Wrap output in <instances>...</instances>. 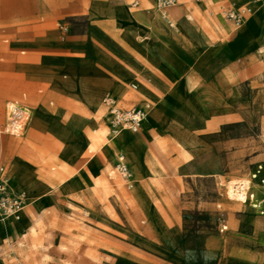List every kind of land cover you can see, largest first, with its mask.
<instances>
[{"label":"rangeland","instance_id":"374dc122","mask_svg":"<svg viewBox=\"0 0 264 264\" xmlns=\"http://www.w3.org/2000/svg\"><path fill=\"white\" fill-rule=\"evenodd\" d=\"M95 1L123 5L137 28L123 26L115 16L91 14ZM247 2L254 12L237 27L229 14ZM199 4L203 11L195 14ZM180 7L173 27L163 20L176 32L166 33V41L147 20L148 10L157 15L153 0H0V165L7 168L5 156H12L4 155L5 142H18L44 201L33 214L36 229L27 231L25 243L19 237L2 246L0 264H233L242 257L243 240L252 241L246 251L264 256V238L252 231L264 216L235 202L229 184L249 179L264 161V45L242 54L235 43L248 23L264 22V6L248 0H185L172 10ZM179 21L193 30L178 31ZM160 41L175 73L146 62ZM83 62L98 73L90 75ZM114 62L134 75L124 88L144 98L143 128L153 127L154 140L148 143L139 131V150L137 134L128 130L98 153L100 128L110 139L101 105L107 90L99 97L82 94L88 105L58 85L72 79L108 81L113 74L107 66ZM130 63L140 64V72ZM154 76L155 93L144 85ZM132 84L140 88L133 90ZM121 90L108 91L119 95ZM10 101L27 106L31 120H38L33 113L41 106L55 121L40 130L30 120L19 137L7 135L2 130ZM91 124L90 135L101 140H94V147L80 139L82 126ZM72 138L78 139L77 152L69 147ZM116 144L131 171L129 183L114 172ZM88 149L96 156L86 166ZM148 150L152 165L144 169ZM19 165L15 158L9 173L25 185ZM23 190L32 202L24 215L40 197L31 187Z\"/></svg>","mask_w":264,"mask_h":264},{"label":"crops","instance_id":"0c3cea01","mask_svg":"<svg viewBox=\"0 0 264 264\" xmlns=\"http://www.w3.org/2000/svg\"><path fill=\"white\" fill-rule=\"evenodd\" d=\"M188 1H190V0H188ZM134 3H136V2L134 1L132 3V7H137V6H133ZM248 4H249V2L246 3L247 7H248ZM199 6H200V4L195 9H192V11L195 14L197 12L202 13L203 9H201V11H200L198 9ZM173 8H171L168 11L167 19H165L156 8H155V11L157 12V15L162 20H165L167 22L168 25H169L168 21H170L173 23V26H174L173 18L178 19L181 16L184 8L180 7L178 9H176L175 11L172 10ZM90 10H91V14L103 15V16H115L116 18H118V20L121 22L120 24H122L123 26L126 25V26L131 27V28H137L136 21L131 17V14L128 12V10L123 5L118 6L116 8H111L108 6V3H105L102 1H95ZM196 10H199V11H196ZM146 14H147L148 22L149 21L153 22L154 28L156 30L162 31L164 33L163 35H161V37L164 38L166 41H170L169 36L166 34V31H167L166 29H168V28L166 27L165 23L161 24L160 22H158L155 19L151 10H148ZM172 14H173V16H172ZM173 26H170V27H173ZM126 34H127L128 38H131L129 36L130 33L128 34V32H126ZM4 43L7 44L8 39H5ZM235 43H236V45L243 47V50L241 51L242 54H247L248 52H251V50L260 51L259 48L264 45V22L261 25H258L256 27L253 26L252 22L248 23L247 26H244V28L240 32L237 33ZM164 52H165V45L163 42L160 41L158 43V46H157V53L155 52V54H153L151 56L148 55V57L146 58L147 64L149 66L152 65V66L158 67L159 69L164 71L163 73H167V71H169L170 73H175V71H173L174 68L172 66H170L168 61L166 60V58H165L166 55H163V54H165ZM24 54H25V52L22 51L21 55H24ZM83 63L87 66V68H89V70H90L89 74L90 75H94V74L96 75L98 73L99 70L96 67H92L89 65V63H86V62H83ZM130 64H132V66L134 65L133 67H136V69L135 68H131V69H135V72H140V67H138V66H140V64L139 65H136V63L135 64L130 63ZM6 67L11 68L14 74L21 73V68H19L17 66H12L10 64L9 65L7 64ZM107 69H108V71H110L113 74L112 78L109 79L108 81H86V80L72 79L70 82H68L66 84H59L58 88L71 92L72 94L75 95V99L78 102H84V103H87L88 105H89V103L82 96V94H85L86 96H89V97L90 96L91 97H99V96H101L102 90H107V92L103 94L102 99H101V105L102 106H103V104H102L103 97L106 94H111L119 100V104L121 105L122 108H131L134 106L144 108L143 104L145 103V101H144V98L140 95L139 91L138 92H128V91H126V88H124V83L129 81L130 79L134 78V75L131 72L127 71V66H125V64L120 63V62H114L113 64H109V66H107ZM115 69L120 74H122L124 77L113 72ZM149 76H151V75L148 74V77ZM157 79L158 78L154 76L153 80H155V81L152 80V83H150V84L145 83L144 84L145 87L152 89L155 93V87H156L157 81H158ZM132 85H131V88H132ZM137 85L139 86L138 87V89H139L140 85L139 84H137ZM81 86H82L83 90L78 89V87H81ZM109 88H121L122 90H121V93L118 95L112 91H108ZM138 89H133V90H138ZM122 91H124L125 93L122 94L123 93ZM124 95H126L128 97V99H125L123 97ZM25 97H26V95H23V98H25ZM10 103H17L20 106L28 108L27 106L20 104L18 101H10L6 104V109H7V105ZM103 108L105 109L104 106H103ZM144 110L146 111L145 108H144ZM33 114H34V116H36V118H38V120L32 118V120L30 122L32 127H34L35 129H40V130L46 129V127H48V125H47L48 122L52 123L55 121V117L48 116L45 109L41 106H37V108L34 109ZM105 119H106V116H105ZM39 123L42 124V127L39 125ZM156 123L157 122H155L154 125ZM5 124H6V122H5ZM93 125L94 124L84 125L81 128L80 139L84 142H87L89 144V146L91 144L90 129H91V127H93ZM151 128H153V127L143 128V125H142V129L140 130L142 132V133H140L141 137L146 139V141L148 143L151 142L152 140H154V139L150 138V136H149V130ZM2 132H3V130H2ZM137 133H134V134H137ZM7 135H9V134H7ZM10 136H12V135H10ZM19 136L20 135H17L16 137H19ZM117 138L111 139V136H110L109 140H105L104 143H100L97 147L98 153L100 152V149L104 145H108L111 142H115V140ZM77 140H78L77 138H72L71 141H69V147H70V149L74 150V152H77L80 149L79 144H78L79 142ZM140 144H141L140 135L137 134L136 138H135V147H138V149H139ZM4 147H5L4 155L6 152H10L12 156H5V157H8L7 168L4 167L3 165H0V167H3L5 169L6 176L9 178L12 187L13 188L17 187L18 189L17 188H14V189L16 191H19V192H21L24 188H30L31 187L32 188V194L34 196L39 195L40 199H39L38 205L34 206L33 209H30V211L25 213L20 220H18V221L4 220V219L1 220L2 222H0V248H2V246H4V245L5 246L8 245V243H11L12 240H14V239L16 240L19 237L20 238L22 237L21 241H22V243H25V241L28 238V236H27L28 232L27 231L29 229H34V230L36 229V224H34V222H33V214L37 211V209L39 207H41L44 204L43 197H41L42 194L40 192L36 177L31 172V169H30L28 163H26L24 160L26 155H27L25 152V149L22 148L19 145V143L16 142L15 140L14 141H6L4 144ZM115 150H118L119 153L123 154V152L120 151V150H123L120 145L116 144L114 151ZM87 154H88V159L83 164L86 166L89 163H91L96 156L95 151H93L92 149H88ZM15 158L19 159L20 165L18 166V171H19L20 175L27 181V183L25 185L24 184L21 185V184L17 183L16 181H15L16 184H14V182H12V179L10 178L11 175L9 173V167L11 166V164ZM143 158L145 160L144 169H146L147 165H149V166L152 165L151 162H149L150 161L149 150H148V153L146 154V156L144 155ZM115 164H116V161L114 162V165ZM258 169H264V164L259 166ZM143 175H144V171L141 174L140 180L144 177ZM262 176H264V171L262 172ZM12 177L14 178V175H12ZM140 180H139V186H140V182H141ZM219 185L225 186L224 182H221ZM257 193L259 196H261L262 194H264V189H258ZM229 199H231V198H229ZM29 200H30V198H29ZM29 206H30V201H29V204L27 207H29ZM258 221H259L258 222L259 224L254 226L252 228V231L254 234L257 233L258 235H261L264 238V224H261V223H264V220L258 219ZM243 244H244V246H243L244 250L242 253V257L237 259V261H233V264H264V256H257L256 254H252V253L245 250V245H247V244L251 245L252 244L251 240H247V241L243 240ZM4 253H6V251L0 252V258H1V254H4Z\"/></svg>","mask_w":264,"mask_h":264},{"label":"built area","instance_id":"2783aa9c","mask_svg":"<svg viewBox=\"0 0 264 264\" xmlns=\"http://www.w3.org/2000/svg\"><path fill=\"white\" fill-rule=\"evenodd\" d=\"M155 8L161 15L167 19L168 11L185 0H153ZM196 1V0H190ZM264 5V0H248ZM134 3L133 6H137ZM247 7H243L235 12L229 14V19L234 22L237 27L242 26L246 16L249 14ZM170 26L173 23L168 21ZM137 84H133V89H138ZM102 104L105 107L108 115V124L111 139L117 138L124 130L137 133L142 129V122L145 118V111L143 108L134 106L131 108H122L119 100L111 94H106L103 97ZM30 118V110L26 107L20 106L17 103H10L7 105L6 124L3 132L12 136H17L25 130ZM264 164V161H263ZM264 169H258L257 172L249 179H239L230 181V190L232 192L233 200L243 205H248L264 216V194L262 200L257 196L258 189H264V176L262 172ZM120 177L130 182L131 171L126 163L125 156L119 153L115 164V171ZM258 181V182H257ZM29 204L25 193L16 191L9 178L6 176L5 169L0 167V221L11 216H17Z\"/></svg>","mask_w":264,"mask_h":264},{"label":"bare ground","instance_id":"6f19581e","mask_svg":"<svg viewBox=\"0 0 264 264\" xmlns=\"http://www.w3.org/2000/svg\"><path fill=\"white\" fill-rule=\"evenodd\" d=\"M252 4H257V5H262V6H264L263 4H261V3H255V2H251ZM244 5V4H243ZM248 8V10H249V15L248 16H250L251 14H253V12H254V9H253V7H251V6H248L247 7ZM177 18V17H176ZM191 18V17H190ZM158 22H160L161 24H164V22H163V20L158 16V15H156V18H155ZM157 22V23H158ZM178 23V22H177ZM179 23H180V28H178V31L179 30H181V28L182 27H185V28H187V29H192L193 30V28L192 27H190V26H187V25H185L184 23H182V22H180L179 21ZM149 24V27H151V29H153V25L151 24V23H148ZM162 29V28H161ZM167 31H166V33H169V34H171V35H175L176 34V32H173V31H170L169 29H166ZM151 31V30H150ZM175 37V36H174ZM264 47H261V49H263ZM145 111V110H144ZM147 111H145V118H144V120H143V122H142V125H143V123L145 122V120H146V118H147V113H146ZM31 120V113H30V118H29V121ZM28 121V122H29ZM101 131V132H100ZM100 131H99V133H102L103 135L101 136L100 135V138L102 137V141L101 140H98V139H100V138H98L97 140H98V142H100L101 141V143H104L105 142V139H104V136H105V134H106V130H104L103 128H100ZM124 131H128V130H124ZM124 131H122V132H124ZM96 132H98L97 131V129H95V131H94V133H96ZM121 132V133H122ZM98 133V134H99ZM120 133V134H121ZM93 135H96V134H93ZM107 135V134H106ZM95 137V136H94ZM94 137H92L91 136V146L92 147H94V145H95V143H94ZM97 137H99L98 135H97ZM90 140V139H89ZM97 140H95V141H97ZM104 140V141H103ZM97 143V142H96ZM96 146V145H95ZM106 146V145H105ZM155 147L154 148H156L155 150H156V152L157 151H159V147L157 148V144H155L154 145ZM112 148V147H111ZM159 154V153H158ZM11 179H12V182H14V184H16L15 183V180H14V178L13 177H10ZM13 184V185H14ZM139 186V185H138ZM14 188H17V187H14ZM18 189V188H17ZM21 192H23V193H25L27 196H28V194L24 191V190H22ZM28 198H29V196H28ZM32 205V202L30 201V206ZM29 206V207H30ZM28 209V207L27 208H25L22 212H20L17 216H11V217H9V218H6V219H4V220H14V221H18V220H20L21 219V217H22V215H23V213L26 211ZM0 222H2V221H0ZM255 223V222H254Z\"/></svg>","mask_w":264,"mask_h":264}]
</instances>
